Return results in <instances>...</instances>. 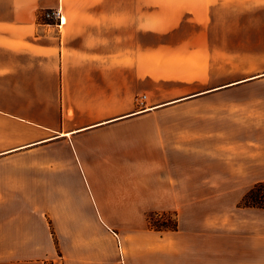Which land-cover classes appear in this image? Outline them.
<instances>
[{"label": "crops", "instance_id": "0c3cea01", "mask_svg": "<svg viewBox=\"0 0 264 264\" xmlns=\"http://www.w3.org/2000/svg\"><path fill=\"white\" fill-rule=\"evenodd\" d=\"M157 3L0 0V264H264V209L238 205L264 179L242 192L259 176L233 164L206 179L211 131L169 118L218 88L167 93ZM162 212L176 230L148 227Z\"/></svg>", "mask_w": 264, "mask_h": 264}, {"label": "rangeland", "instance_id": "374dc122", "mask_svg": "<svg viewBox=\"0 0 264 264\" xmlns=\"http://www.w3.org/2000/svg\"><path fill=\"white\" fill-rule=\"evenodd\" d=\"M157 2L158 75L167 74L165 77L173 78L167 93L177 96L192 90L218 88L180 104L177 107L183 111L169 118H183L197 128L211 131L208 137L212 143H205L202 157L206 179L218 173L223 175L231 164L237 171L251 168L259 177L247 183L242 181V192H246L249 185L264 179L262 4L256 2L235 7L230 4H183L181 0ZM182 9L191 13L181 15ZM181 58L188 64L180 62ZM167 100L170 99L160 98L158 103ZM241 196L240 193L221 197L220 204L239 202ZM149 215L152 221L159 218L169 222L176 220L170 212L161 217Z\"/></svg>", "mask_w": 264, "mask_h": 264}, {"label": "trees", "instance_id": "16d2710c", "mask_svg": "<svg viewBox=\"0 0 264 264\" xmlns=\"http://www.w3.org/2000/svg\"><path fill=\"white\" fill-rule=\"evenodd\" d=\"M240 207H251V208H259L264 209V181H260L255 183L241 198L240 202L238 203ZM153 215H166L167 213H148L146 215V221L148 227L155 231H162V230H176L177 229V221L173 219V221L169 222L168 219L160 220L157 219L156 221L151 220V216Z\"/></svg>", "mask_w": 264, "mask_h": 264}, {"label": "built area", "instance_id": "2783aa9c", "mask_svg": "<svg viewBox=\"0 0 264 264\" xmlns=\"http://www.w3.org/2000/svg\"><path fill=\"white\" fill-rule=\"evenodd\" d=\"M38 21L41 23H48L53 25H59L62 21V11L60 9H43L38 12ZM145 96L137 98L138 104L143 105Z\"/></svg>", "mask_w": 264, "mask_h": 264}]
</instances>
